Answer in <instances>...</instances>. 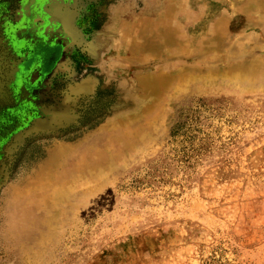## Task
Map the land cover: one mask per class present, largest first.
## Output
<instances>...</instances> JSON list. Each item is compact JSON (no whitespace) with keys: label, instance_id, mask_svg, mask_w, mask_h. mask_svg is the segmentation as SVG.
<instances>
[{"label":"rangeland","instance_id":"1","mask_svg":"<svg viewBox=\"0 0 264 264\" xmlns=\"http://www.w3.org/2000/svg\"><path fill=\"white\" fill-rule=\"evenodd\" d=\"M17 61L0 264H264V0H0Z\"/></svg>","mask_w":264,"mask_h":264},{"label":"bare ground","instance_id":"2","mask_svg":"<svg viewBox=\"0 0 264 264\" xmlns=\"http://www.w3.org/2000/svg\"><path fill=\"white\" fill-rule=\"evenodd\" d=\"M74 1V0H73ZM56 2V1H55ZM76 3V2H75ZM78 3V2H77ZM52 6V5H51ZM60 6V5H59ZM68 5H66V7H67ZM66 7H64L65 9H66ZM76 7V6H75ZM77 8H79V7H77ZM72 10V9H71ZM50 11H51V13H52V16H53V18L54 19H56L55 17H58V18H62V15H61V12L59 11V8L58 7H54V8H50ZM66 11V10H65ZM64 11V12H65ZM68 11V10H67ZM69 12H71V11H69ZM68 13V12H67ZM42 14V13H41ZM65 14V13H64ZM73 14V13H72ZM38 15V14H37ZM66 15V14H65ZM65 15L63 16V24L65 25V26H67L68 27V30H67V32L68 33H66V34H68V36L69 37H74V35H75V31H74V29H72L73 28V26H72V28H71V26H69V25H72V24H69V19H68V17L67 18H65ZM70 15H71V13H70ZM69 15V16H70ZM76 15V14H75ZM20 16V15H19ZM47 16V15H46ZM73 16V15H72ZM43 17V16H42ZM25 18V17H24ZM44 20H45V18H44ZM56 22V21H55ZM71 23V22H70ZM67 24H69V25H67ZM54 26V25H53ZM65 26H63V27H65ZM38 27V26H37ZM42 27V26H41ZM55 27V26H54ZM66 28V27H65ZM39 29V28H38ZM75 29H76V27H75ZM58 30H59V28H58ZM64 31V30H63ZM17 33V32H16ZM34 33V32H33ZM28 34V33H27ZM36 35V34H35ZM76 37V36H75ZM74 37V38H75ZM79 37H80V34H79ZM79 37H78V40H79ZM53 38V37H52ZM61 38V37H60ZM81 38V37H80ZM14 39V38H13ZM77 40V41H78ZM72 41H74L73 39H72ZM51 47V46H50ZM66 50H68V49H66ZM67 57V56H66ZM2 61V60H1ZM66 61V60H65ZM5 63V62H4ZM18 63H19V61H17V62H13L12 64H11V67H10V70L7 72V73H3L2 72V70L4 69V67H0V74L1 73H3V77H5L4 78V80H3V78H2V75H0V92L2 93V89H5L6 87H7V85L8 84H10V82H12L14 79H15V75H14V73L15 72H17V70H19V68H20V66H18ZM62 63V62H61ZM0 65H2V63L0 64ZM67 65L68 64H66V62H64L63 64H61V66L60 67H62V70H65V69H67ZM33 77V76H32ZM26 78V77H25ZM3 80V81H2ZM34 80V79H33ZM27 82V81H26ZM28 83V82H27ZM45 85V84H44ZM43 85V86H44ZM156 84L154 83V84H152V85H150V86H148V87H146V90H145V92H146V94L148 93L149 95H151L152 93H153V91H154V89L156 88ZM80 87V86H79ZM77 89V88H76ZM75 89V90H76ZM80 89V88H79ZM78 89V90H79ZM75 93V92H74ZM78 93V92H77ZM1 99H3L4 101H6V102H8L7 100L9 99V98H7V96H0V100ZM1 103V102H0ZM8 104V103H7ZM1 107V106H0ZM64 107V106H63ZM2 109V108H1ZM4 109V108H3ZM55 109V108H54ZM64 109V108H63ZM58 116V115H57ZM54 117V116H53ZM69 118H70V116H69ZM64 119V118H63ZM54 120H52V122H53ZM58 121V120H57ZM48 122H50V121H48ZM43 123H44V120H43ZM68 123V122H67ZM50 124V123H49ZM52 125H53V123H52ZM59 125V124H58ZM57 125V126H58ZM67 125V124H66ZM38 129V128H37ZM21 136V135H20ZM19 139V138H18ZM55 149V146H54V148H53V150ZM57 150V149H56ZM55 151V150H54ZM53 153V152H52ZM67 153V150H66V148L64 147V148H58V150H57V152H55V153H53V154H51L50 155V158H47V163L48 164H58L59 163V160H61V158H62V156L63 155H65ZM51 166V165H50ZM49 166V167H50ZM47 167V166H46ZM46 167H42V168H45L46 169ZM47 169H48V167H47ZM46 169V170H47Z\"/></svg>","mask_w":264,"mask_h":264}]
</instances>
